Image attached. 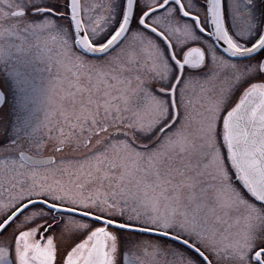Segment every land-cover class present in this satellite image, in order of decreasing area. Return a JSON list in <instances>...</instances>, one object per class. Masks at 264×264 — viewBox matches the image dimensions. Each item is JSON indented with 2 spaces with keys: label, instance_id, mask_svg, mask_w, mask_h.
I'll return each mask as SVG.
<instances>
[{
  "label": "snow or ice",
  "instance_id": "1",
  "mask_svg": "<svg viewBox=\"0 0 264 264\" xmlns=\"http://www.w3.org/2000/svg\"><path fill=\"white\" fill-rule=\"evenodd\" d=\"M0 264H264V0H0Z\"/></svg>",
  "mask_w": 264,
  "mask_h": 264
}]
</instances>
